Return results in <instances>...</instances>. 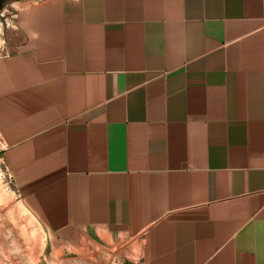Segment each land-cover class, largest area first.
I'll return each mask as SVG.
<instances>
[{"label":"crops","instance_id":"0c3cea01","mask_svg":"<svg viewBox=\"0 0 264 264\" xmlns=\"http://www.w3.org/2000/svg\"><path fill=\"white\" fill-rule=\"evenodd\" d=\"M7 47L0 155L44 264H264V0H37Z\"/></svg>","mask_w":264,"mask_h":264},{"label":"rangeland","instance_id":"374dc122","mask_svg":"<svg viewBox=\"0 0 264 264\" xmlns=\"http://www.w3.org/2000/svg\"><path fill=\"white\" fill-rule=\"evenodd\" d=\"M33 1L37 0H0V55L9 51L7 47L8 39L14 35L17 15ZM3 231L5 232L4 236L2 235ZM24 232L27 237L25 242L22 238L19 241L21 243L17 242L15 244L8 241L9 234L14 233L16 235L13 234L12 237L18 238L20 235L25 236ZM44 243H46L45 252L42 254L41 260L34 262L35 264H44L46 262L48 259L47 254L50 253L52 244L49 241V237H45L43 234L37 221L22 205L20 197L14 191L7 176L3 158L0 159V264H11L13 260L15 262L16 256L21 263H27V259L28 261L29 259H35L36 251ZM123 251L117 245L112 249L111 253L112 256H118V252L121 254Z\"/></svg>","mask_w":264,"mask_h":264},{"label":"bare ground","instance_id":"6f19581e","mask_svg":"<svg viewBox=\"0 0 264 264\" xmlns=\"http://www.w3.org/2000/svg\"><path fill=\"white\" fill-rule=\"evenodd\" d=\"M2 199V198H1ZM12 220V219H11ZM12 228V227H11ZM16 233V232H15ZM14 234V233H13ZM13 234H9L8 236H9V238H8V241L9 242H12V243H17V242H19V241H21L20 240V238H22L23 239V241L25 242V240H26V234H25V232H24V235L25 236H23V235H20L18 238L17 237H15V238H13L12 236H13ZM18 234V233H17ZM20 234V233H19ZM3 236L5 235V232L3 231V234H2ZM14 235H16V234H14ZM32 235H33V233H32ZM39 236V235H38ZM3 238V237H2ZM5 240V239H4ZM40 240V239H39ZM7 241V242H8ZM32 241V240H31ZM19 243H21V242H19ZM33 243V242H32ZM28 244V243H27ZM30 244V243H29ZM34 244V243H33ZM32 244V245H33ZM18 245V244H17ZM42 246V245H41ZM33 247V246H32ZM31 247V249H33ZM34 247H35V245H34ZM39 248V247H38ZM23 249V248H22ZM41 249V248H40ZM38 251V250H37ZM103 255V254H102ZM16 260H15V262H14V260L12 261V263L11 264H26V263H21L20 261H19V259L17 258V256H16V258H15ZM56 264V263H55Z\"/></svg>","mask_w":264,"mask_h":264},{"label":"built area","instance_id":"2783aa9c","mask_svg":"<svg viewBox=\"0 0 264 264\" xmlns=\"http://www.w3.org/2000/svg\"><path fill=\"white\" fill-rule=\"evenodd\" d=\"M5 148V144L3 143L2 140H0V152ZM0 159H2V156L0 155ZM5 171L7 172V176L9 177V171L7 167L5 166Z\"/></svg>","mask_w":264,"mask_h":264}]
</instances>
